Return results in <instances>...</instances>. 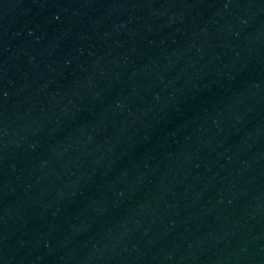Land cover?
I'll return each mask as SVG.
<instances>
[{
  "label": "water",
  "instance_id": "obj_1",
  "mask_svg": "<svg viewBox=\"0 0 264 264\" xmlns=\"http://www.w3.org/2000/svg\"><path fill=\"white\" fill-rule=\"evenodd\" d=\"M0 264H264V0H0Z\"/></svg>",
  "mask_w": 264,
  "mask_h": 264
}]
</instances>
